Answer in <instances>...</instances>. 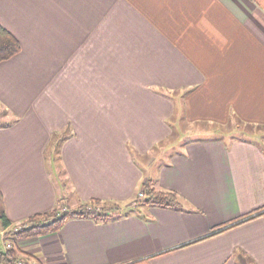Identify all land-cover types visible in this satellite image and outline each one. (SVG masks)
Instances as JSON below:
<instances>
[{"label":"crops","instance_id":"crops-1","mask_svg":"<svg viewBox=\"0 0 264 264\" xmlns=\"http://www.w3.org/2000/svg\"><path fill=\"white\" fill-rule=\"evenodd\" d=\"M0 23L21 43L0 63V252L37 214L132 210L151 180L181 208L8 239L35 264H264V136L191 132L264 125V0H0Z\"/></svg>","mask_w":264,"mask_h":264},{"label":"trees","instance_id":"trees-1","mask_svg":"<svg viewBox=\"0 0 264 264\" xmlns=\"http://www.w3.org/2000/svg\"><path fill=\"white\" fill-rule=\"evenodd\" d=\"M21 43L19 39L13 35L8 29H6L0 23V63L7 61L20 53ZM59 144V143H58ZM58 152V146H56V153ZM153 181L145 182V195L146 198L141 202V205L158 206L162 208L180 209L181 200L177 193L173 191L157 190L151 184ZM99 202H93L86 208L82 207L77 210L65 211L59 213V210H55L50 213L37 214L29 219L30 226L23 228L20 231H10L6 234L7 237L13 235L14 238H28L40 235H46L57 232L62 229L65 223L71 218H90L97 222H108L118 217L127 216L131 212H137L138 210H130L123 212L120 207H117L118 212L115 213L110 206H100ZM100 208V209H99ZM121 210V211H120ZM0 220L3 225V229H7L12 222L6 216L4 210L3 196L0 190ZM18 257V251L12 249L8 252H0V264H13L12 259Z\"/></svg>","mask_w":264,"mask_h":264},{"label":"rangeland","instance_id":"rangeland-1","mask_svg":"<svg viewBox=\"0 0 264 264\" xmlns=\"http://www.w3.org/2000/svg\"><path fill=\"white\" fill-rule=\"evenodd\" d=\"M8 113V109L5 108L4 106L0 105V124L9 121L11 118L10 116L7 114ZM185 127V126H184ZM195 129H193L194 132L192 135V138H199V137H204L207 139L210 138H223L224 140H226L227 142H229L233 137H255V138H259L260 136H264V125L262 126H258V125H251V124H246L240 120L237 119H232L229 123L225 124V125H219V126H215V125H211V124H203V123H196L194 125ZM193 127V128H194ZM217 127V128H215ZM197 128H199V130H204V131H200L201 133H195ZM213 128V129H211ZM210 129V132H207V130ZM192 130V129H191ZM207 133H206V132ZM176 138H172L166 142H164L161 146V148H165L169 143L173 142ZM176 146V145H173ZM171 146V149L172 147ZM51 148H49V150H47V159L50 160L51 158ZM156 153L154 152L155 155ZM142 200H140L138 197L137 199L131 204L130 208L132 210H135L136 208H138ZM90 206V205H88ZM87 206V207H88ZM86 206H84V208L87 209ZM99 207V206H98ZM100 209V208H99ZM125 209V208H123ZM122 208L121 210L124 211ZM113 212L117 213V207H112ZM120 210V211H121ZM130 211V210H128ZM63 209L61 210L60 213H63ZM32 222L28 221L24 224L28 226L31 225ZM24 224L22 226H24ZM1 228H3V225L1 223L0 220V231ZM9 239L15 240L16 238L13 237V235L9 236ZM0 247H1V242H0Z\"/></svg>","mask_w":264,"mask_h":264},{"label":"built area","instance_id":"built-area-1","mask_svg":"<svg viewBox=\"0 0 264 264\" xmlns=\"http://www.w3.org/2000/svg\"><path fill=\"white\" fill-rule=\"evenodd\" d=\"M138 198L140 200L145 199V193L143 191H141L139 193V195H138ZM63 211L65 212L67 210L66 209H63ZM26 227H27L26 224H24V226L20 225V226L16 227L14 229V231L17 232V231H20V230H22L23 228H26ZM3 235H4L3 236V239H4L5 252H8V251L12 250L14 248V246H13V243L11 241H9L8 237L6 236V233L3 234ZM11 259L13 261V264H35L29 258H25V257H17L15 259H13V258H11Z\"/></svg>","mask_w":264,"mask_h":264}]
</instances>
